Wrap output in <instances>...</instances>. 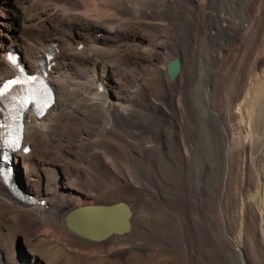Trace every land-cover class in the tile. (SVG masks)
<instances>
[{
  "label": "bare ground",
  "instance_id": "6f19581e",
  "mask_svg": "<svg viewBox=\"0 0 264 264\" xmlns=\"http://www.w3.org/2000/svg\"><path fill=\"white\" fill-rule=\"evenodd\" d=\"M13 3L16 17L0 20V83L14 47L29 68L44 63L56 97L41 120L29 115L32 151L14 159L50 205L21 201L0 176V264H95L142 247L150 233L129 237L135 199L182 221L181 233L160 225L152 233L190 264H224L223 253L264 264V0ZM65 115L90 126L79 139L61 131L69 146L56 154ZM119 201L131 210L128 233L93 241L68 228L70 210Z\"/></svg>",
  "mask_w": 264,
  "mask_h": 264
},
{
  "label": "rangeland",
  "instance_id": "374dc122",
  "mask_svg": "<svg viewBox=\"0 0 264 264\" xmlns=\"http://www.w3.org/2000/svg\"><path fill=\"white\" fill-rule=\"evenodd\" d=\"M9 2V3H8ZM13 3V0H0V8H2V10H0V12H4V13H9L10 16H7L4 17V16H1L0 14V20H6V19H9L10 18H15L16 16L13 14L15 10H17L16 6L14 5ZM10 9V10H9ZM12 9V10H11ZM0 26L2 27V24L0 23ZM44 28V27H43ZM17 30V29H16ZM14 30V32L16 31ZM62 30V28L59 29L58 32H60ZM100 32H104L103 30H98ZM53 38V37H50V39ZM104 42V40H102ZM1 75V74H0ZM69 79V78H68ZM55 88V87H54ZM71 91H74V85L73 86H70ZM55 93H56V90H55ZM114 95V94H113ZM112 95V96H113ZM114 98H117L119 100H123V101H131L130 99H127V98H122V97H116L115 95L113 96ZM134 101V100H133ZM69 116V117H68ZM65 117V118H64ZM68 117V118H67ZM74 116H70V115H65L63 116L62 120H61V123H60V126H59V130L56 132L57 133V139L55 140V144H52L51 145V150L53 151V153H56L58 154L59 153H62L61 149L62 148H68V142H66V144L64 143L65 141L62 140L61 138L59 139V137L62 135V132H65V135H67L68 137H72L73 138H76V139H79L78 135L79 133L82 131V130H85L86 127H89L90 126V122L88 121V119H85L84 117L81 118V117H74ZM76 119V120H75ZM82 119V120H81ZM41 120V119H40ZM86 123H87V126H86ZM70 124V125H69ZM65 125V126H64ZM83 125V126H82ZM73 126V127H72ZM77 128H76V127ZM80 127V128H79ZM73 128V130H72ZM76 131H74L75 129ZM79 130V131H78ZM62 131V132H61ZM69 131V132H68ZM71 132V133H70ZM72 132L74 133L72 135ZM78 132V133H76ZM68 133V134H67ZM65 140L68 139L64 138ZM71 138H69L68 140H70ZM57 141V142H56ZM64 141V142H63ZM59 142V143H58ZM58 143V144H57ZM62 143V144H61ZM58 145V146H57ZM61 148H60V147ZM61 151H59V150ZM72 151H74L72 149ZM29 154V153H28ZM56 154H54L53 157H50L52 159H58L60 161L59 158L56 157ZM80 163V162H78ZM77 163V164H78ZM157 168V167H156ZM157 168L158 171H161L162 169ZM154 170V169H153ZM154 173V172H153ZM155 174V173H154ZM22 177V175H21ZM23 178V177H22ZM25 185V184H24ZM26 189L28 190H32L34 191L36 194H40V192L38 190H36V188L33 186H26ZM161 188L163 189H166L165 186H161ZM43 195H47V194H43ZM38 196V195H37ZM128 199V198H127ZM130 200V199H128ZM0 206H2V204L0 203ZM161 208L162 209H166L165 208V205H162L161 204ZM135 209H137L136 211V217H135V222H134V226H133V229L135 227V229H140V230H133L134 232L136 231V233L132 232L130 234L129 237H134V238H137L139 236H142L144 237L145 235L149 234L148 235V238H147V241L145 242V244L142 245V247H132V249H120L119 251H117L116 254H114V256L112 255V257H109L107 259H103V260H100L98 262H96L95 264H190V262L185 259L183 256H182V251H181V248L179 247V249H175V250H172L169 248V246L167 245V242L164 241V240H160V239H156L154 236H153V233L155 232V229H156V226L160 225V228H163V230L168 227H173L174 230L178 233H181L183 231V223L182 221H180V223H176V224H172L170 222V220L168 218H165L163 216H157L159 215V211H155V210H149V211H145V204H144V201H142L141 199H135ZM152 211V212H151ZM150 214H149V213ZM138 213V214H137ZM147 213V214H146ZM149 215H153L151 218ZM157 218V217H160L157 218V219H154V218ZM138 221H137V220ZM165 220V221H164ZM162 222V223H161ZM170 222V223H169ZM9 223V222H7ZM6 223V224H7ZM164 223V224H163ZM140 227H138L137 225ZM162 225V226H161ZM169 229V228H168ZM143 230V231H142ZM146 230V231H144ZM150 232H149V231ZM179 230V231H178ZM152 231H154L152 233ZM134 233V234H133ZM141 235H140V234ZM145 233V234H144ZM147 233V234H146ZM136 234V235H135ZM144 234V235H143ZM151 237V238H150ZM149 239V240H148ZM154 240L152 242V240ZM158 240V241H157ZM19 241V240H18ZM152 243H151V242ZM150 243V244H149ZM157 244V245H156ZM16 247L19 248V251L20 249L21 250H25L26 251V247L24 246L22 240L19 242V243H16ZM137 248V249H136ZM140 248V249H139ZM168 248V249H167ZM170 249V250H169ZM130 250V252H129ZM172 250V251H171ZM178 250V251H177ZM175 251V252H173ZM129 252V254H128ZM178 252V253H177ZM181 252V254H180ZM119 253V254H118ZM132 254V255H131ZM120 257L119 260L117 258V256ZM1 256V254H0ZM116 256V257H115ZM223 256H226L224 257L226 259V262L224 264H237L238 263V260L236 257L234 256H230V255H227L226 253H223ZM253 259L256 260V256L253 255ZM1 260L0 262L1 263H5V260L4 258L0 257ZM121 259V260H120ZM222 260H218L217 258H213V260L210 262V264H221ZM117 262V263H116ZM122 262V263H121ZM16 263H20V260L17 259L16 260ZM197 264V263H196ZM200 264V263H198Z\"/></svg>",
  "mask_w": 264,
  "mask_h": 264
},
{
  "label": "water",
  "instance_id": "95a60500",
  "mask_svg": "<svg viewBox=\"0 0 264 264\" xmlns=\"http://www.w3.org/2000/svg\"><path fill=\"white\" fill-rule=\"evenodd\" d=\"M179 58L168 61L166 73L170 80H174L180 70ZM12 185V184H11ZM13 190L19 189L12 185ZM131 210L124 201L112 205H81L70 210L66 215V223L70 230L77 235L100 241L111 235L128 233L132 227Z\"/></svg>",
  "mask_w": 264,
  "mask_h": 264
},
{
  "label": "flooded vegetation",
  "instance_id": "af4514ba",
  "mask_svg": "<svg viewBox=\"0 0 264 264\" xmlns=\"http://www.w3.org/2000/svg\"><path fill=\"white\" fill-rule=\"evenodd\" d=\"M28 140H25L24 141V143L25 144H27L28 146H30V148H31V151H32V145H33V143L31 142V141H29V142H27ZM31 142V143H30ZM13 166H14V171H15V176H14V178H13V180H12V184L13 185H15V186H17L19 189H18V191H19V193H21V195H24L23 197L21 196V195H19L18 194V192H17V194H15L10 188V191L12 192V194L13 195H15V196H17V198L18 199H20L21 201H23V199H25L26 198V195H31V196H33V197H35V198H37V199H41L40 197H38L37 196V194L34 192V191H32V190H28V189H26L25 188V185H24V182H23V180H22V178H21V176H20V169H19V166H18V164H15V163H13ZM18 172V173H17ZM20 176V177H19ZM27 199V198H26ZM46 205H50V203L48 202V201H46Z\"/></svg>",
  "mask_w": 264,
  "mask_h": 264
}]
</instances>
